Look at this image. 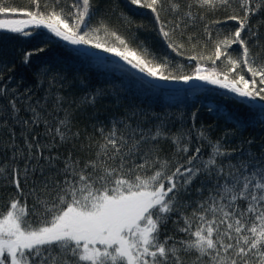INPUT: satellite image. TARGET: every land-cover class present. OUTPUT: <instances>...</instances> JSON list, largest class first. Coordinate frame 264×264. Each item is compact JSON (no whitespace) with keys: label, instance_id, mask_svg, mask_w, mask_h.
<instances>
[{"label":"snow or ice","instance_id":"6c2138e0","mask_svg":"<svg viewBox=\"0 0 264 264\" xmlns=\"http://www.w3.org/2000/svg\"><path fill=\"white\" fill-rule=\"evenodd\" d=\"M163 2L130 0L132 5L150 9L158 22ZM239 2L243 15L226 18L237 22L234 33L218 40L211 54L188 56L197 61L192 74H183L178 67L174 72L169 59L158 60L147 47L132 48L103 20L93 26V0H73L68 12L56 9L60 0H55L47 13L40 11L39 0H33L35 10L0 5V14L22 11L27 17L0 18V30L30 36L26 28L43 27L70 45L118 57L154 80L185 84L202 81L240 98L264 101V62L257 63L242 37L246 29L249 38L257 37L249 27V19L261 11L264 0ZM194 3L210 11L231 6L230 0ZM168 5L172 12L180 11L177 0H168ZM185 18L192 21L195 16L191 11L184 12L175 29L181 28ZM205 31L211 39L207 25ZM160 32L168 47L183 55L180 49L184 45L176 43L164 26ZM236 44L242 51L233 58L228 49ZM31 55H25V63ZM222 57L224 67L218 68L217 61ZM201 60L211 61L212 67L201 66ZM242 65L243 69L237 71ZM85 99L94 104L96 97ZM27 110L31 116L21 118L17 99H9L6 106L0 107V124L7 126L11 119L27 129L40 123L37 108L29 106ZM120 126L130 127L114 122L107 134L100 130L104 143L99 145L97 159L83 166L71 154L62 159L51 155L37 135L25 138L27 151L21 154L17 149L16 154L26 162L35 161L25 163L23 170L25 183L33 179L29 193L33 203L29 207L26 200L13 199L8 210L0 212V264H264V149L257 155L246 149L228 150L216 141L206 159L197 147L172 170V162L159 157L158 142L171 140L178 152L187 154L189 146L184 141L188 134L170 136L161 122L147 129L130 128L125 136L118 134ZM67 128V120H60L54 129L46 131L53 140L58 137L64 142L68 139ZM198 138L206 139L204 131ZM247 144L251 146L252 141ZM46 150L48 155L44 154ZM37 173L42 179H35ZM197 180L199 186L193 188ZM11 182L22 194L21 172L16 168L12 169ZM193 191L197 194L195 200L190 198ZM174 213L177 219H173ZM169 220L173 221L174 231L161 238ZM176 233H184L187 238H178Z\"/></svg>","mask_w":264,"mask_h":264},{"label":"trees","instance_id":"16d2710c","mask_svg":"<svg viewBox=\"0 0 264 264\" xmlns=\"http://www.w3.org/2000/svg\"><path fill=\"white\" fill-rule=\"evenodd\" d=\"M177 2L181 6L180 11L174 13L169 8L168 0H164L158 22L156 14L150 9L132 5L130 0H93L92 25L103 20L111 30L125 38L132 48L147 47L158 60L169 59L174 72L178 67L183 74H192L197 61L189 60L188 56L214 52L216 42L234 33L238 27L236 21L226 18L230 15L242 16L243 10L239 0H230V7H220L215 11L199 7L194 0ZM72 3L73 0H60L55 7L68 12ZM54 4L55 0H39L40 11L47 13ZM189 4H192L191 8ZM0 5L35 10L33 0H0ZM186 11H191L195 19L189 21L185 18L181 28L175 29L178 18L183 17ZM0 18L27 17L18 11L0 14ZM206 25L211 32V39L205 31ZM162 26L171 33L176 43L184 45L180 49L183 55H177L168 47V42L160 32ZM249 27L257 32V37L249 38L247 29L242 32V37L248 41L250 53L257 57V63H262L264 5L261 11L250 17ZM31 33L30 36L0 34V91L3 92L0 107L6 106L9 99L16 98L21 118L31 116L27 110L29 106L36 107L40 113V123L29 125L27 129L19 121L11 119L7 126L0 124V212L7 211L13 199L26 200L29 207L33 203V197L29 195L34 187L33 179L29 178L25 183L23 170L25 163L35 161L26 162L16 154L17 149L21 154L27 151L25 138L31 139L32 135L38 136L40 143L51 150V155L62 159L71 154L73 159L80 161L81 166L97 159L99 145L104 143L100 130L103 129L107 134L114 122L130 126L118 127V134L125 136L129 135L130 128L139 126L147 129L161 122L166 125L170 136L188 134L184 141L189 146L187 154L178 152L171 140L158 142L157 153L160 158L172 162V170L175 163L192 155L197 147L201 149V157L206 159L211 145L216 141H221L228 150L246 149L257 155L264 149V108L248 105L232 95L211 88H158L116 62L87 56L45 32ZM40 48L44 51H38ZM228 51L233 58H238L242 50L236 44ZM27 53L32 55L29 62L25 63ZM223 61L224 57L217 61L218 68L224 67ZM200 64L205 68L212 67L208 60H201ZM242 69L243 65L237 71ZM243 74L251 79L246 71ZM92 96L96 97L94 104L85 99ZM60 120L68 122V128L65 129L68 139L64 142L58 137L53 140L46 131L54 129ZM200 131H204L206 139L198 138ZM249 140L252 141L251 146L247 144ZM44 154L48 155L49 152L46 150ZM236 155L238 153L232 157L233 162H236ZM13 168L21 172L22 194L17 192L11 182ZM35 179H42L39 173ZM199 183V180L195 181L192 187L199 186ZM190 198H197L195 191ZM184 199L189 197L185 196ZM173 219H177L175 213ZM173 231V221L169 220L162 230L161 238ZM176 235L178 238H187L184 233Z\"/></svg>","mask_w":264,"mask_h":264},{"label":"water","instance_id":"95a60500","mask_svg":"<svg viewBox=\"0 0 264 264\" xmlns=\"http://www.w3.org/2000/svg\"><path fill=\"white\" fill-rule=\"evenodd\" d=\"M25 31L28 32H32V31H41V32H45L49 35H51L54 39L58 40L59 42H61L62 44H64L65 46L72 48L76 51L82 52L83 54L93 57V58H98V59H103V60H108L111 62H116L126 68H128L132 73H134L136 76H138L139 78H141L142 80L148 82L149 84L158 87V88H163V89H187V88H191V87H203V88H212L215 90H225V89H221L218 86L215 85H210L207 83H204L202 81H190L189 83L185 84L183 82H176V81H158V80H154L150 77L145 76L144 74L138 72L136 69L131 68L130 65L125 64L122 60H120L118 57H115L109 53H104L98 49H93L87 46H73L68 44L65 41L60 40L58 37H55L53 34L49 33L47 29L40 27V28H36L34 26H30L28 28L25 29ZM0 34H4V35H23V34H19V33H10L6 30H0ZM226 91V90H225ZM233 94V93H232ZM234 96H236L235 94H233ZM238 97V96H237ZM240 98V97H238ZM242 100L246 101V104L248 105H254L260 108H264V103H256L254 102L255 100H249V99H245V98H240Z\"/></svg>","mask_w":264,"mask_h":264},{"label":"bare ground","instance_id":"6f19581e","mask_svg":"<svg viewBox=\"0 0 264 264\" xmlns=\"http://www.w3.org/2000/svg\"><path fill=\"white\" fill-rule=\"evenodd\" d=\"M212 89V88H211ZM218 91V90H217ZM220 92H225V93H227V94H229V95H232L234 98H236V99H238V100H240V101H243L244 103H246V101L245 100H242V99H240V98H238L237 96H234L231 92H228L227 90L225 91V90H220ZM254 102H256V103H263L262 101H259V100H255ZM251 106H254V105H251ZM257 107V106H256ZM260 108V107H259Z\"/></svg>","mask_w":264,"mask_h":264}]
</instances>
